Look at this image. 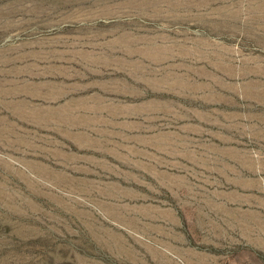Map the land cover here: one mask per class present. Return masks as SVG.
<instances>
[{"label": "rangeland", "instance_id": "obj_1", "mask_svg": "<svg viewBox=\"0 0 264 264\" xmlns=\"http://www.w3.org/2000/svg\"><path fill=\"white\" fill-rule=\"evenodd\" d=\"M0 264H264V0H0Z\"/></svg>", "mask_w": 264, "mask_h": 264}]
</instances>
